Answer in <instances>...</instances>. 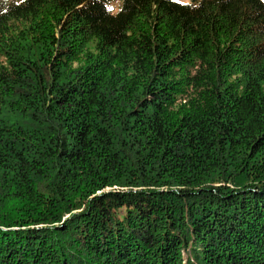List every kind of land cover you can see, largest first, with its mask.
I'll list each match as a JSON object with an SVG mask.
<instances>
[{"label":"trees","instance_id":"16d2710c","mask_svg":"<svg viewBox=\"0 0 264 264\" xmlns=\"http://www.w3.org/2000/svg\"><path fill=\"white\" fill-rule=\"evenodd\" d=\"M0 264H264V0H0Z\"/></svg>","mask_w":264,"mask_h":264},{"label":"built area","instance_id":"2783aa9c","mask_svg":"<svg viewBox=\"0 0 264 264\" xmlns=\"http://www.w3.org/2000/svg\"><path fill=\"white\" fill-rule=\"evenodd\" d=\"M124 0H115V9L120 10L123 6Z\"/></svg>","mask_w":264,"mask_h":264},{"label":"rangeland","instance_id":"374dc122","mask_svg":"<svg viewBox=\"0 0 264 264\" xmlns=\"http://www.w3.org/2000/svg\"><path fill=\"white\" fill-rule=\"evenodd\" d=\"M179 2H181V3H189L190 0H179Z\"/></svg>","mask_w":264,"mask_h":264}]
</instances>
